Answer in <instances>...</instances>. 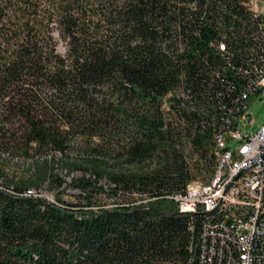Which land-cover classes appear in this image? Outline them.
<instances>
[{
    "label": "trees",
    "instance_id": "trees-1",
    "mask_svg": "<svg viewBox=\"0 0 264 264\" xmlns=\"http://www.w3.org/2000/svg\"><path fill=\"white\" fill-rule=\"evenodd\" d=\"M249 1L0 0V264H201L218 210L172 195L215 178L264 74Z\"/></svg>",
    "mask_w": 264,
    "mask_h": 264
},
{
    "label": "built area",
    "instance_id": "built-area-1",
    "mask_svg": "<svg viewBox=\"0 0 264 264\" xmlns=\"http://www.w3.org/2000/svg\"><path fill=\"white\" fill-rule=\"evenodd\" d=\"M261 66L264 70L263 60ZM263 93L264 79L255 81L253 87L243 92L248 97L243 114L231 120L228 129L219 131L220 146L215 153L224 154L225 163L234 161V169L225 170L224 163L221 175L204 181V189L172 195L183 213L194 214L201 207L218 210L219 222L210 225L207 221L202 231L206 257L201 258V264L225 260L230 264H263L264 252L257 253L256 246L264 244V124L254 134L239 127L243 118H249L251 100ZM215 180H222V194L214 195ZM232 247L237 253L227 256Z\"/></svg>",
    "mask_w": 264,
    "mask_h": 264
},
{
    "label": "rangeland",
    "instance_id": "rangeland-1",
    "mask_svg": "<svg viewBox=\"0 0 264 264\" xmlns=\"http://www.w3.org/2000/svg\"><path fill=\"white\" fill-rule=\"evenodd\" d=\"M249 6H251L252 10L255 12H264V0H250ZM249 112V118H243L239 122V127L244 131L249 132L250 134H254L262 124H264V93L258 96L255 99H252L250 105L247 109ZM237 144L234 143L233 147ZM7 156V155H6ZM11 164H9V168L7 169L10 173H18L22 174L28 170L29 164L23 161L21 158H11ZM75 173L74 175H76ZM67 180L71 181L72 178L70 175L65 176ZM3 187L0 185V188ZM30 192V193H29ZM28 194H37L44 197L47 201L52 203H67V202H76L78 200V191L73 189L72 186H65L59 189H54L48 187V183L43 184L41 187L28 190ZM112 198L106 200L107 206L112 205Z\"/></svg>",
    "mask_w": 264,
    "mask_h": 264
},
{
    "label": "bare ground",
    "instance_id": "bare-ground-1",
    "mask_svg": "<svg viewBox=\"0 0 264 264\" xmlns=\"http://www.w3.org/2000/svg\"><path fill=\"white\" fill-rule=\"evenodd\" d=\"M262 79H264V74L261 75L258 80H262ZM245 96H247V95L245 94ZM219 141H220V136L218 139V143H219ZM218 146H220V143L218 144ZM219 158H220V161H219V165H218V168L216 170V173H215L216 174L215 178H218V175H221L222 165L225 163L224 154H219ZM230 169H234V161H229V162L225 163V170H230ZM195 189H197V190L204 189V182L201 180L200 181H194L189 185L187 190L188 191H194ZM213 189H214V195L215 194H222V192L224 191L222 180H215ZM179 195H185V194H179ZM203 208L208 210L207 207H203Z\"/></svg>",
    "mask_w": 264,
    "mask_h": 264
},
{
    "label": "water",
    "instance_id": "water-1",
    "mask_svg": "<svg viewBox=\"0 0 264 264\" xmlns=\"http://www.w3.org/2000/svg\"><path fill=\"white\" fill-rule=\"evenodd\" d=\"M52 203V202H51ZM207 213H210V212H208V211H206Z\"/></svg>",
    "mask_w": 264,
    "mask_h": 264
}]
</instances>
